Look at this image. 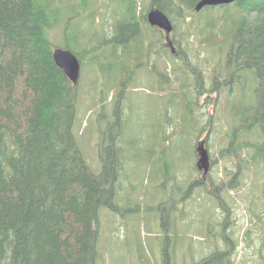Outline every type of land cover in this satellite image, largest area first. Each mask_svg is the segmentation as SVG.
<instances>
[{"label": "rangeland", "instance_id": "obj_1", "mask_svg": "<svg viewBox=\"0 0 264 264\" xmlns=\"http://www.w3.org/2000/svg\"><path fill=\"white\" fill-rule=\"evenodd\" d=\"M138 4L150 11L146 0ZM75 12L82 15L71 19ZM91 13H96L94 21L87 19ZM122 15L118 0H51V20H58L49 32L55 47L76 50L77 41L82 48L90 44L77 85L74 122L83 156L100 173L101 147L116 141L120 149L117 208L103 206L99 217L105 263L165 264L169 257V264H194L224 250L234 264H264L263 163L244 169L238 188H214L238 171L239 159L222 151L239 124L228 101L244 100L239 89L231 96L228 88L212 90L214 73L222 68L221 48L202 42L206 32L191 27L197 14L173 18L172 42L160 29L154 41L161 43L154 42L150 57L134 65L123 82L111 61H90L96 54L91 43L113 36ZM181 50L185 60L179 58ZM245 94L250 100L251 85ZM257 130L241 138L261 141ZM203 138L211 157L206 175L197 166V144ZM199 178L205 184L190 189Z\"/></svg>", "mask_w": 264, "mask_h": 264}, {"label": "trees", "instance_id": "obj_2", "mask_svg": "<svg viewBox=\"0 0 264 264\" xmlns=\"http://www.w3.org/2000/svg\"><path fill=\"white\" fill-rule=\"evenodd\" d=\"M146 1L150 10L161 9L171 21L197 14L191 27L206 32L202 42L219 46L223 53L212 90L228 88L229 96L237 89L243 92L244 100L228 101L239 124L222 151L239 159L238 171L228 182L214 185L218 190L238 188L244 169L263 163L264 170V0L201 11L195 8L200 0ZM118 2L123 15L113 26L114 34L91 43L96 54L90 61H111V69L125 82L132 67L150 57L154 42L161 43L154 41L161 30L148 24L149 11L139 9L143 0ZM95 14H87V19L94 21ZM80 15L75 12L71 19ZM57 22L51 20V0H0V264H106L99 246V217L103 206L117 208L120 149L116 141L101 147L100 173L83 156L74 133L78 87L57 65L49 36ZM76 44V50L68 49L83 64L90 44ZM181 52L179 58L185 60ZM248 84L250 100L245 94ZM257 127L261 141L241 138ZM204 184L199 178L190 189ZM164 260L169 264V257ZM194 264L234 262L230 252L216 250Z\"/></svg>", "mask_w": 264, "mask_h": 264}, {"label": "water", "instance_id": "obj_3", "mask_svg": "<svg viewBox=\"0 0 264 264\" xmlns=\"http://www.w3.org/2000/svg\"><path fill=\"white\" fill-rule=\"evenodd\" d=\"M236 1L244 0H200L195 8L196 11H201L206 6L232 4ZM148 21L151 26L165 31L167 39H170V35L174 30V26L166 13H164L159 8H152L148 13ZM53 56L57 65L64 70L74 85H78L82 68V63L79 56L71 49L59 47L54 49ZM206 140V138H203L197 144V154L199 156L197 166L200 170H204V175L209 172L211 167V157L209 149L206 146Z\"/></svg>", "mask_w": 264, "mask_h": 264}, {"label": "flooded vegetation", "instance_id": "obj_4", "mask_svg": "<svg viewBox=\"0 0 264 264\" xmlns=\"http://www.w3.org/2000/svg\"><path fill=\"white\" fill-rule=\"evenodd\" d=\"M168 41L172 42L171 39H167ZM203 177V176H202Z\"/></svg>", "mask_w": 264, "mask_h": 264}]
</instances>
